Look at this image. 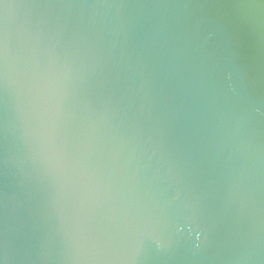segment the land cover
<instances>
[{
  "label": "water",
  "instance_id": "water-1",
  "mask_svg": "<svg viewBox=\"0 0 264 264\" xmlns=\"http://www.w3.org/2000/svg\"><path fill=\"white\" fill-rule=\"evenodd\" d=\"M0 36V264H264L262 0H0Z\"/></svg>",
  "mask_w": 264,
  "mask_h": 264
},
{
  "label": "snow or ice",
  "instance_id": "snow-or-ice-1",
  "mask_svg": "<svg viewBox=\"0 0 264 264\" xmlns=\"http://www.w3.org/2000/svg\"><path fill=\"white\" fill-rule=\"evenodd\" d=\"M264 2V0H262ZM7 53H8V46L7 41L5 38L0 36V80H6L9 78V71L7 68ZM17 87L20 91L23 90L24 84L20 81H17ZM82 242L85 245L86 250L89 252H93L97 249V246L100 244L105 245H111L113 242L111 240L108 241H93L89 239L88 237H83ZM119 251V249H117ZM135 251H138V247L135 249ZM135 261V254H133L130 258L124 257L122 255H114L109 256L106 264H134ZM93 264H96L95 259H93Z\"/></svg>",
  "mask_w": 264,
  "mask_h": 264
}]
</instances>
